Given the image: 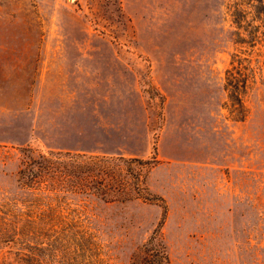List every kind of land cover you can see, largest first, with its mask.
Returning <instances> with one entry per match:
<instances>
[{
	"label": "rangeland",
	"instance_id": "rangeland-1",
	"mask_svg": "<svg viewBox=\"0 0 264 264\" xmlns=\"http://www.w3.org/2000/svg\"><path fill=\"white\" fill-rule=\"evenodd\" d=\"M232 30L226 0H0V264H19L4 228L49 202L53 219L90 215L106 264L157 224L170 264H264V77L232 119ZM22 147L149 163H131L128 200L34 199L16 180ZM57 230L38 263L82 264Z\"/></svg>",
	"mask_w": 264,
	"mask_h": 264
},
{
	"label": "trees",
	"instance_id": "trees-1",
	"mask_svg": "<svg viewBox=\"0 0 264 264\" xmlns=\"http://www.w3.org/2000/svg\"><path fill=\"white\" fill-rule=\"evenodd\" d=\"M226 12L233 26L232 42L235 46L224 71L226 109L232 119L242 120L245 117L243 95L256 77H264V61L259 62L256 52L259 46L264 45V0H226ZM20 152L24 158L17 169L16 180L34 199L41 197L40 194L49 197L71 192L103 201L128 200L134 187L139 188L140 182L139 174L128 172L131 163H149L148 160L137 158L85 156L67 151L34 156L28 147H22ZM56 181L62 184L78 181V184L75 186L73 183L68 189L45 186ZM43 206L38 203L32 208L28 207L22 212L24 217L21 220L17 218L4 228L6 237H12L8 241L19 246L15 253L19 264H39L38 254L44 248L43 245L39 247V244L50 245L49 241H38L39 238H58L57 229L66 231L67 245L73 252H83L82 264H106L104 245L100 242L90 215L85 212L79 218L77 214H67L64 219L57 220L53 219L55 206L50 202L45 209ZM72 233L73 238L69 240V234ZM127 264H170L159 224L151 230Z\"/></svg>",
	"mask_w": 264,
	"mask_h": 264
}]
</instances>
